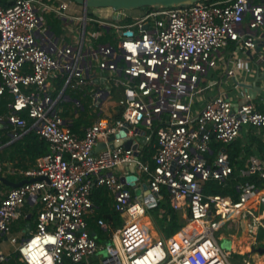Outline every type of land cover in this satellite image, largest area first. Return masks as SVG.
Masks as SVG:
<instances>
[{"label":"built area","instance_id":"2783aa9c","mask_svg":"<svg viewBox=\"0 0 264 264\" xmlns=\"http://www.w3.org/2000/svg\"><path fill=\"white\" fill-rule=\"evenodd\" d=\"M68 5L55 0L0 5V94L7 91L12 97L0 122L5 119L19 129L30 125L48 142V151L24 171L27 178H44L9 187L0 197V235L14 245L23 264H76L93 254L99 264H233L232 250L221 246L215 232L223 226L238 228L242 221L256 238L260 229L264 232V145L241 155L238 168L229 153V144L242 131L264 132V109L253 100L260 92L251 97L249 69L237 54L244 49L245 59L258 65L250 69V78L264 72V0L151 6L131 16L132 21L126 10H113L120 17L98 21L119 34L116 43L97 40L101 31L87 29L95 19L83 7L78 40L58 46L43 14L53 12L66 22L74 17L66 12ZM226 47H231L229 55ZM215 71L241 88L238 98L219 82L216 92L195 108L192 96L199 82ZM61 78L64 84L54 95L52 79ZM87 86L94 109L101 108L113 88L121 89L117 103L122 111L119 118L98 117L79 133L58 102L68 98L66 88ZM101 138L106 145L95 150ZM151 141L149 162L140 157V144ZM131 165V173L114 171ZM235 171V196L203 192L207 181L222 182ZM103 186L113 209L127 218L101 243L89 230L88 216L95 209L91 191ZM162 187L174 210L184 208L189 223L201 224L191 239L176 234L149 238L138 221L146 206L163 198ZM26 202L37 206L34 225H23L18 236L12 221ZM258 205L263 208L254 213ZM97 224L107 227L101 217ZM102 249L105 254L99 255ZM4 260L0 249V264ZM241 264H250L248 258Z\"/></svg>","mask_w":264,"mask_h":264},{"label":"crops","instance_id":"0c3cea01","mask_svg":"<svg viewBox=\"0 0 264 264\" xmlns=\"http://www.w3.org/2000/svg\"><path fill=\"white\" fill-rule=\"evenodd\" d=\"M60 1H68L69 5H68V8L66 9V12L69 15H73L74 17L72 19H68V21L65 22L62 19L58 18L53 12L45 13L43 14L45 18V24L49 27V30L52 35V39L58 46L75 44L80 36V32L82 29V21L80 17L83 14V9H84L83 5L73 0H55L56 3H59ZM11 2L12 0H2L0 1V4H10ZM98 12H100L101 13L100 15L103 16L104 18L103 20H105L106 18L107 19L111 18L112 15L114 14L113 10L110 7H99ZM126 12L128 14H132L133 16V15L141 14L142 10L140 8H136V9L126 10ZM55 17L59 19V28L51 27V25L49 24L50 20ZM65 29L69 30V33H64ZM224 50H225V54L229 55L231 51V47H226ZM241 65H243L245 69H252V67L257 68L258 66L257 64H254V62H252L251 60H246V59L244 60L243 63H241ZM256 78H257V83H259L261 86H264L260 82V81H264V72H260V74ZM247 79L252 81L254 77L247 78ZM217 89H218V85L215 90L213 88H210L209 90H207L208 92L205 94V96H199L198 99H194V107L199 108L203 104L205 99L208 98L213 93H215ZM119 94L121 95V89L119 90ZM109 96H106L105 99H103L101 108L98 109L99 110L98 113L102 114L101 116H107V117L112 116L113 117V115L117 113V111L119 110L117 102H114V101L111 102L108 100ZM73 99H76V97ZM260 99H262V101H260ZM11 100H12V97H10L7 93L0 94V101L3 102V109H2L1 115H5L6 113H8L10 109ZM253 100L254 102L257 103L256 105L258 108L264 109V90L260 91V93H258L257 95V98ZM88 106H90V101H88ZM91 110L95 111L96 109L93 108ZM64 118L67 120V123L70 126L71 124H74L73 129L78 131L79 133H82L84 126L88 124L86 122L76 123L79 120V111H77L75 107H74V110L71 111L70 116L64 117ZM30 130H34L30 125H28L24 129H19L15 125L6 121L5 119H3L2 122H0V177L1 176L5 177L6 179L10 181H18L26 177V175L24 174V171L26 169H29L36 165L37 160L41 155L38 156L36 153L33 155V148H34V145L32 143L33 139L28 138V133ZM252 130H253L251 131L252 134H250L249 132L247 133L245 131H242V133L239 135V137L241 138L243 149H241V152L238 154L239 156H241L242 154L244 158L253 152H259L262 149V148H259L258 145L255 143L256 140L259 139L258 136H255V134H258L257 129L252 128ZM252 135H254L256 138ZM259 135L261 136L260 141L263 143L262 135H264V132ZM122 139H124L123 136H122ZM103 143H104L103 139L102 138L99 139L96 145L94 146V149L95 150L99 149L100 147L103 146ZM143 144L144 143L140 144L141 151H142ZM231 144L232 143L229 144V153H230V150L232 149ZM216 147H217V144L214 143L212 145V148L215 149ZM36 151L37 150L35 148V152ZM210 154L211 153H207V156L212 155ZM242 156H241V159H242ZM242 164H243V161L241 162V165ZM114 171L117 173H125V172L131 173L132 172L130 167L127 168L125 166L116 167ZM0 183H1L0 185V197H1L5 194L6 190L10 186L1 180H0ZM106 192H108L109 194L108 188L104 186L94 187L92 189L91 198L95 204V209L93 213H91L88 216L89 230L92 233L97 235L98 240L100 238H103L104 240H102V242L109 238L110 232L114 228L120 226L116 224L117 218L114 217V215H117V216L120 215L122 218V222H123V218H127V213H123V215H121L113 209L112 197L110 194L108 195L109 203L103 202L104 198L107 196L105 194ZM164 198L165 197H163L162 199ZM32 207L33 205L30 202L24 203L20 208V213L18 217L12 221V230L18 236H20L21 234V231H22L21 229L23 225H25L29 221L33 225L34 213L31 211ZM171 209L173 210L175 217H171V215H166L162 219V216L160 215H162L165 211V209L162 207H158L157 209L158 210L157 220H154L152 217L151 218L148 217L145 213L142 215L144 216L143 222H148L149 224V230L142 226L144 229H146L147 235L149 238H152V239L166 238L176 233L183 234L184 232L185 239L188 240L193 237V234L194 235L196 234V232L187 233V231L191 227L189 226L191 225V223H189L186 217L187 211L184 208L174 210L171 207ZM28 212L33 213V216L30 219L26 217V213ZM99 217L105 220L107 224L106 228L99 226L97 224V219ZM160 218L162 219V223L160 221ZM175 225H180L181 227L178 228L173 233L168 234L169 231H171ZM186 226L188 227L186 228ZM221 234H224V233H221ZM240 234H244L246 236L244 237V243L249 244V248L244 249L243 251L234 250L232 248L234 237ZM224 235H226V239L229 240L231 250L233 253H238V254H243L245 252L248 253V256L246 258H248L250 264H253L252 261H253L255 254L264 253V251L260 252L257 250V248L259 247L264 248V234L259 233L260 236L258 235L256 238V235L254 233L252 234L251 232L248 231L247 225L243 221L240 222V225L238 228H228V232L225 233ZM241 238L242 236L240 237V239ZM0 249L6 253V260H4L1 264H11V261L23 264V262L18 258L17 252L14 249V245L11 244L8 241V239H6V237L2 235H0ZM90 259L91 258H89V260Z\"/></svg>","mask_w":264,"mask_h":264},{"label":"rangeland","instance_id":"374dc122","mask_svg":"<svg viewBox=\"0 0 264 264\" xmlns=\"http://www.w3.org/2000/svg\"><path fill=\"white\" fill-rule=\"evenodd\" d=\"M142 10V13H145L146 10L148 9L147 7H143V8H140ZM99 11V7H92V6H88L86 8V16L88 17H92L93 19L95 20H91L87 23V29H91L92 31H96L97 29L99 31H101V35L97 38V40L99 41H105V40H110L112 43H116V40L117 38H119V34L117 32H115L113 29H111L110 31H106V29L102 26V23L99 22L98 20H103V16L100 15L101 13L98 12ZM129 16L131 17L132 14H129ZM97 19V20H96ZM105 20H108L107 18ZM130 21H132V17L131 19H129ZM64 33H69V30H64ZM88 38V37H87ZM92 39V38H91ZM93 42V41H92ZM237 54L238 56H240L242 59L245 60V57H246V52L244 49L242 50H239L237 51ZM246 78H250L248 74L249 72H251V70L249 69V71H246ZM222 72L221 71H215V72H210L208 75H204L199 83V85L197 86L196 90H195V93L194 95L192 96L193 99H198L199 96H205V94L208 92L207 90H209L210 88H213L214 90L216 89L218 83L220 82L221 84V88L224 89L225 91H228L230 96L233 97V99H237L239 93L241 92V88L237 87L236 83L233 82L232 80L230 79H227L225 78V76H222L221 74ZM62 81H64V78H61ZM60 79V80H61ZM263 85H264V81H260ZM52 84L55 85V89L53 90V94L56 95L59 90L61 89V87L63 86V82H58L57 79H52ZM78 90V89H77ZM77 90H73L71 87H68L66 90H65V94L69 95L71 97V99H64V100H60L58 102V108L62 110L61 113H64V112H67V113H71V111L74 110V107H75V103H74V100L73 98H75V94H78ZM119 90L118 88H113L112 89V93L110 94L109 96V101H114V102H117L120 94H119ZM85 93H87V96L89 97V86L85 87L84 89ZM118 104V103H117ZM119 108L122 109V107L120 105H118ZM93 109L91 106H88V112L89 113H93V111L91 110ZM143 151V150H142ZM140 157L142 158V153L140 155ZM140 174V173H138ZM227 181H222V182H218L217 180H213L211 182L215 183V184H219V185H222V186H225V185H228V184H231V186L233 187L234 184L238 181V179H234L233 177H229V179L227 178L226 179ZM1 185V183H0ZM162 193H163V197H165L164 199H167L168 200V197H167V193L165 191V187H162ZM107 196L104 198L103 202L105 203H109V199H108V192L105 193ZM163 199L159 200L158 203L154 206H146L145 207V214L148 216V217H152L154 220H157L158 218V207H159V203L160 201H162ZM37 206L34 205L32 207V212L35 214V210H36ZM263 208V205H258L256 207L253 208V211L254 213H258L261 209ZM259 209V210H258ZM161 216V215H160ZM114 217L117 218V221H118V225H121L122 224V218L120 215H114ZM143 219H144V216H142L138 221L140 222L141 226L143 227H146V228H149V224L148 222H143ZM156 222V221H155ZM158 222V221H157ZM183 222V221H182ZM34 225V223H33ZM188 226H186L187 228ZM185 228V229H186ZM228 232V229L226 227H221L219 230H217L215 232L216 235H220L221 233H227ZM259 233L261 234H264V232L262 231V229L259 230ZM224 234H221L218 238V240L220 241V244L222 247L228 249L229 251L231 250V246H230V242L229 240L226 239V235ZM177 236V234H176ZM194 236V234H193ZM102 240H104L103 238H100L99 241L102 242ZM183 240V239H182ZM107 240L103 241V242H106ZM233 242L235 244H240V245H245L241 239L239 238H234ZM99 255H104L105 254V250H99ZM253 256V255H252ZM91 259H94L96 260V264H99L98 262V258H97V255L96 254H93L91 255L90 257ZM232 262L233 264H241L242 262V259L241 258H238V257H235L232 259ZM253 263V261H252Z\"/></svg>","mask_w":264,"mask_h":264},{"label":"trees","instance_id":"16d2710c","mask_svg":"<svg viewBox=\"0 0 264 264\" xmlns=\"http://www.w3.org/2000/svg\"><path fill=\"white\" fill-rule=\"evenodd\" d=\"M2 1V0H0ZM0 5H8V4H0ZM151 6L147 7L150 8ZM143 8V7H140ZM49 24L51 25V27H57L59 28V19L58 18H52L49 22ZM58 82H63L62 79H58ZM67 89V88H66ZM65 89V90H66ZM85 88H83L82 90H77V89H73V90H77L78 94H75V97L77 99L80 100V104L79 105H75V109L77 111H79V120L76 123H80V122H86V123H91L93 120L97 119L98 117H100L102 114L98 113V109H96L95 111H93V113H89L88 110V101H90V97L87 96V93H85L84 91ZM7 93L10 97L11 94L7 91H5L3 94ZM2 109H3V102L0 101V115L2 114ZM121 111L122 109L119 108V110L117 111V113H115L113 115V118H119L121 116ZM62 115L64 117H69L70 113L64 112L62 113ZM74 124H71V127H73ZM252 128H249L247 133L249 132L251 133ZM255 134V133H254ZM254 136V135H252ZM255 136H258L259 139L256 140V144L258 145L259 148H263V143L260 141V135L259 134H255ZM254 136V137H255ZM28 138L33 139V155L36 153L38 156L44 154L46 151H48V142L41 137L40 135H38L34 130H30L28 133ZM256 138V137H255ZM232 149L230 150V158L232 163L234 164L235 168H238L241 165V162L243 161V159H241V157H239V154L241 152V149H243V145L241 142V138L238 136L233 142H232ZM230 145V146H231ZM35 148H36V152H35ZM142 159H146L147 161L151 162V154L153 152V146H152V141L151 142H146L143 144L142 146ZM242 155V154H241ZM229 177H233L234 179H239L236 176V171ZM27 178V177H25ZM229 179V178H228ZM213 180H209L205 183V185L203 186V192L204 193H209V192H220V193H228V194H233L235 196V188L231 186V184L222 186V185H217L213 182H211ZM227 181V180H225ZM92 197V195H91ZM159 207H162L165 209L164 213L161 215L162 219L163 217H165L166 215H171V217H175L173 210L171 209V207L169 206V203L167 201V199H163L162 201H160L159 203ZM162 219L160 218V221L162 223ZM118 222V221H117ZM116 222V224H117ZM180 225H175L173 227V229L171 231H169L168 234L173 233L174 231H176L178 228H180ZM146 228V227H144ZM149 230V228H147ZM187 233H190L189 231H187ZM177 234V238L182 240V235L181 233H176ZM189 240V239H188ZM233 258L238 257V258H246L248 256V253L245 252L243 254H238V253H233ZM254 258L258 261H260V264H264V253L263 254H255ZM97 260V259H96ZM96 260L94 259H90L89 261H81L79 263L76 264H96ZM11 264H21L18 262H14L11 261Z\"/></svg>","mask_w":264,"mask_h":264},{"label":"water","instance_id":"95a60500","mask_svg":"<svg viewBox=\"0 0 264 264\" xmlns=\"http://www.w3.org/2000/svg\"><path fill=\"white\" fill-rule=\"evenodd\" d=\"M76 1L78 3H80L81 5H83V7L86 9L88 6H92V7H110L112 10L114 11H118V10H131V9H136V8H140V7H149V6H164V7H169V6H175V5H179L182 3H191L194 2L196 0H73ZM114 18L116 17H120L119 14H115L113 15ZM262 90V87L259 83H257V78H254L251 81V88L248 89V92L250 93L251 97H255L256 92H260ZM68 99H71L68 96ZM74 101L77 100L73 99ZM118 135L120 136H125V132L124 130H120ZM142 141V140H141ZM106 143H103V146H105ZM109 147L112 148L114 147V143H108ZM137 143L134 144V148H136ZM131 171H134V167L133 165H131L130 167ZM44 178L43 176H38V177H32V178H23L20 179L18 181H10L8 179H6L5 177H0V180L3 181L4 183H6L7 185H9L10 187L13 186H18L20 184H22L25 181H30L33 179H41ZM258 251L262 252L264 251V248H257Z\"/></svg>","mask_w":264,"mask_h":264},{"label":"bare ground","instance_id":"6f19581e","mask_svg":"<svg viewBox=\"0 0 264 264\" xmlns=\"http://www.w3.org/2000/svg\"><path fill=\"white\" fill-rule=\"evenodd\" d=\"M140 217H142V216H140ZM140 217H138V219L140 218ZM191 223V225H189V226H191L190 228H189V232L190 233H194V232H196V233H198L199 231H200V229H201V224L199 223V222H197V221H192V222H190ZM182 235V239L183 240H186L185 239V235H184V232H183V234H181ZM244 234H240V235H238V236H235L234 238H239L240 239V237L242 236V238H241V241L244 243V237H246L245 235L243 236ZM234 240V239H233ZM245 244V243H244ZM232 248L234 249V250H238V251H243L244 249H247V248H249V244H245V245H240V244H235L234 242L232 243ZM253 264H259V260L257 261L255 258H253Z\"/></svg>","mask_w":264,"mask_h":264}]
</instances>
